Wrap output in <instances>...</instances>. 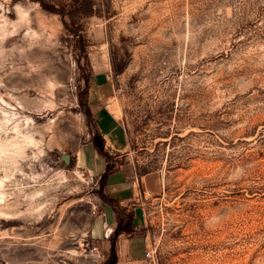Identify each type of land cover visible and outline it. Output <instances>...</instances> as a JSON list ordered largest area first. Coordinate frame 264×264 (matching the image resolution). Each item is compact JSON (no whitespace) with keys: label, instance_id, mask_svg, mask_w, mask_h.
Masks as SVG:
<instances>
[{"label":"rangeland","instance_id":"obj_1","mask_svg":"<svg viewBox=\"0 0 264 264\" xmlns=\"http://www.w3.org/2000/svg\"><path fill=\"white\" fill-rule=\"evenodd\" d=\"M95 71L156 263L264 264V0H0V264L107 258Z\"/></svg>","mask_w":264,"mask_h":264},{"label":"crops","instance_id":"obj_2","mask_svg":"<svg viewBox=\"0 0 264 264\" xmlns=\"http://www.w3.org/2000/svg\"><path fill=\"white\" fill-rule=\"evenodd\" d=\"M95 96V130L97 138H91L82 147V165L103 183L111 201L95 215L90 235L104 250L111 248L117 253L115 264H146V243L137 232L134 172L121 161L127 149V140L118 116L109 108L113 85L105 71H95L90 77ZM145 175H148L147 173ZM144 175H139L142 185ZM149 189L155 187L153 176L148 175ZM143 186V185H142ZM130 216V217H129ZM129 222L126 225V219Z\"/></svg>","mask_w":264,"mask_h":264},{"label":"built area","instance_id":"obj_3","mask_svg":"<svg viewBox=\"0 0 264 264\" xmlns=\"http://www.w3.org/2000/svg\"><path fill=\"white\" fill-rule=\"evenodd\" d=\"M132 183L135 185L136 194L139 195V197L142 200H145L148 196H150V190L141 187V183L139 180V175L137 173L134 174L132 178ZM155 251L151 247H146L144 250V259L146 264H157L155 259Z\"/></svg>","mask_w":264,"mask_h":264},{"label":"trees","instance_id":"obj_4","mask_svg":"<svg viewBox=\"0 0 264 264\" xmlns=\"http://www.w3.org/2000/svg\"><path fill=\"white\" fill-rule=\"evenodd\" d=\"M129 217L126 219L125 228L127 223L129 222ZM116 258H117V253L114 248H111L108 252L107 258L104 261V264H115Z\"/></svg>","mask_w":264,"mask_h":264},{"label":"bare ground","instance_id":"obj_5","mask_svg":"<svg viewBox=\"0 0 264 264\" xmlns=\"http://www.w3.org/2000/svg\"><path fill=\"white\" fill-rule=\"evenodd\" d=\"M2 152H3V151H2L1 148H0V157H1V155L3 156Z\"/></svg>","mask_w":264,"mask_h":264}]
</instances>
